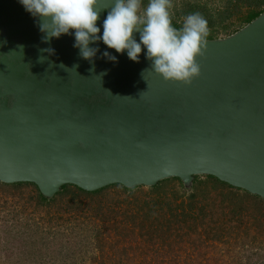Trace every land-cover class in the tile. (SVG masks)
I'll return each mask as SVG.
<instances>
[{
    "label": "water",
    "instance_id": "95a60500",
    "mask_svg": "<svg viewBox=\"0 0 264 264\" xmlns=\"http://www.w3.org/2000/svg\"><path fill=\"white\" fill-rule=\"evenodd\" d=\"M111 3L98 0L97 35ZM39 23L18 0H0L1 183L52 198L68 184L93 192L177 178L189 188L209 175L264 201V10L205 38L189 82L152 71L143 47L133 62L97 41L89 62L73 30L43 42Z\"/></svg>",
    "mask_w": 264,
    "mask_h": 264
},
{
    "label": "rangeland",
    "instance_id": "374dc122",
    "mask_svg": "<svg viewBox=\"0 0 264 264\" xmlns=\"http://www.w3.org/2000/svg\"><path fill=\"white\" fill-rule=\"evenodd\" d=\"M252 1L170 0L172 25L182 28L198 13L207 21L205 38L225 37L243 24ZM191 191L181 194L177 179L132 191L69 186L37 205L33 185L0 183V264H264V214L253 197L211 177H199ZM189 202L195 218L179 216Z\"/></svg>",
    "mask_w": 264,
    "mask_h": 264
},
{
    "label": "clouds",
    "instance_id": "9594fccd",
    "mask_svg": "<svg viewBox=\"0 0 264 264\" xmlns=\"http://www.w3.org/2000/svg\"><path fill=\"white\" fill-rule=\"evenodd\" d=\"M24 10L38 18L43 42L69 34L74 35L73 47L89 62L99 51L90 47L102 41L116 53L126 52L128 59L139 61L145 49V58L151 61V69L165 80L189 82L198 74L196 57L200 54L208 35L207 21L198 13L185 17L180 29L172 25L170 0H148L142 9L141 0H112L110 10L101 28L96 22L103 11L98 0H18ZM109 8V7H108ZM139 33V42L134 37ZM22 50V46H18ZM53 54L54 49H41ZM102 56L115 62L116 56L108 51ZM38 62H41V56ZM64 68V65L61 64ZM76 68V65H73ZM91 71V70H90ZM143 73H141L143 77ZM101 77L105 73L99 74ZM108 91V90H107Z\"/></svg>",
    "mask_w": 264,
    "mask_h": 264
},
{
    "label": "trees",
    "instance_id": "16d2710c",
    "mask_svg": "<svg viewBox=\"0 0 264 264\" xmlns=\"http://www.w3.org/2000/svg\"><path fill=\"white\" fill-rule=\"evenodd\" d=\"M262 2H264V0H262V1H257V0H255V1H252V3H250L252 6H254L251 10H249L248 12H247V14L245 15V17L241 20V22H243V24L240 26V27H242L243 25H245L246 23H248L250 20H252L254 17H256L259 13H261L263 10H264V7H262V8H260V4L262 3ZM231 2H229L228 4H230ZM226 8H228V5L226 6ZM227 10V9H226ZM227 16V15H226ZM175 28H179L180 29V27L179 26H177V25H173ZM239 27V28H240ZM238 28V29H239ZM238 29H236V30H238ZM235 30V31H236ZM199 177H211V178H213L217 183H220V184H222V185H225V186H227V187H229V188H235V187H232V186H230V185H228V184H226V183H224V182H221V181H219L218 179H216L215 177H212V176H209V175H196V176H194V178H193V181H192V185H191V188H190V190L189 191H186V189L183 187V185L181 184V181L179 180V179H177V178H168V179H164V180H161V181H159L158 183H156L154 186H152V187H150L151 189H156L160 184H161V182H163V181H165V180H169V179H177L178 180V182H179V188H180V193L181 194H187L188 192H190L192 189H193V186H194V182L199 178ZM1 183V182H0ZM25 182H20V183H14V184H5V183H1V184H4V185H16V184H24ZM25 184H31V183H25ZM31 185H33V184H31ZM113 185H119V184H113ZM113 185H109V186H113ZM34 186V188H35V194L33 195V199L35 200V203L37 204V205H48V204H50V202H52V201H54L55 200V197L57 196V195H59V194H61V193H63L64 191H66L67 190V188L70 186V187H73L75 190H78V191H80V192H83V193H98V192H100L102 189H104V188H106V187H104V188H102V189H99V190H96V191H93V192H87V191H84V190H81V189H79L78 187H76V186H74V185H63L62 187H61V189L52 197V198H46V197H43L40 193H39V191H38V189L36 188V186L35 185H33ZM109 186H107V187H109ZM120 187H122L124 190H127V191H129V190H134V189H136L137 187H139V186H137V187H134V188H125V187H123V186H121V185H119ZM236 189H239V188H236ZM239 190H242V189H239ZM242 191H244V190H242ZM247 195H250V196H252L253 197V203L256 205V207L259 209V210H262L261 212L264 214V201H263V199H261L260 197H258V196H256V195H252V194H250V193H248V192H246V191H244ZM193 197H195V195H194V192H190L189 193V195H188V199L190 200V201H192V199H193ZM192 203L191 202H189L188 203V205H187V208H182L181 210H180V214H179V216H187V217H191V218H195L194 216H193V208H192ZM143 214H140V218H141V216H142ZM135 218H136V216H134ZM202 219V218H201ZM185 220V219H184ZM141 226L143 227L144 226V224H142L141 223ZM144 229V228H143ZM134 231L135 229L132 227L131 228V225L129 226V230L128 231ZM137 233H139V234H141L142 233V230L139 228V230H137ZM142 235H147V234H145V233H143ZM144 242L142 243V250L144 249V247L146 248V247H148L151 243V238H149V237H147V239H144L143 240Z\"/></svg>",
    "mask_w": 264,
    "mask_h": 264
}]
</instances>
